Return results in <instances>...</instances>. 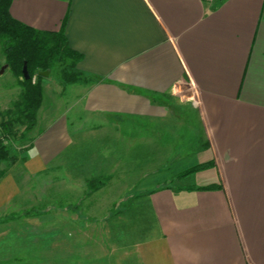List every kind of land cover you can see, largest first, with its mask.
<instances>
[{"label":"crops","instance_id":"1","mask_svg":"<svg viewBox=\"0 0 264 264\" xmlns=\"http://www.w3.org/2000/svg\"><path fill=\"white\" fill-rule=\"evenodd\" d=\"M7 11L37 31L63 25L82 56L77 69L99 79L74 84L72 106L34 137L18 174L47 170L80 140L76 133H107L132 117L138 155L157 165L147 174L169 172L183 159L187 165L169 175L165 190L140 192L152 194L151 233L138 220L133 231L113 214L97 220L67 206L76 218L42 232L56 238L57 264H95L89 245L95 250L98 224L109 264H264V0H12ZM182 114L191 123L178 138ZM17 195L8 172L0 178V210L11 212ZM32 209L38 214L4 215L0 225L44 214H11Z\"/></svg>","mask_w":264,"mask_h":264},{"label":"rangeland","instance_id":"2","mask_svg":"<svg viewBox=\"0 0 264 264\" xmlns=\"http://www.w3.org/2000/svg\"><path fill=\"white\" fill-rule=\"evenodd\" d=\"M1 68L3 70L0 73V121H4L16 116L13 105L19 99L21 88L4 64L0 51ZM40 85L42 99L33 127L29 131H24V125L14 126V141L8 147V155L15 162L5 161L0 164V170L4 175L10 172L20 188V195H17L12 203V211L0 210V218L30 208L43 210L44 214L19 218L11 225H0V264H57L59 260L56 238H47L42 232H47L45 224L50 225L52 221L76 218L67 206L77 205L81 214L89 218L104 220L113 217L118 221H125V226H129L128 228L133 231L137 230L138 220L146 233H151L154 217L148 197L152 194L147 196L140 192H147L151 188L155 189L154 195L165 190L161 187L166 182L169 185V175L184 170L187 165L183 159L171 165L169 172L147 174L157 165L144 164L145 158L138 155V127L135 117L128 118L126 123L116 121L119 125L107 133L103 130L76 133L80 140L76 139L78 141L74 142L75 145L70 147L62 158L51 163L47 170L34 176L18 174L23 172L22 159L28 153L34 137L45 124L56 120L70 108L74 99L72 90L75 85L61 82L55 71L41 77ZM179 118L180 125L175 128L178 138H183L185 125H190L191 119L185 114ZM148 127L146 130H153ZM154 130L158 132L157 129ZM163 132L161 130L157 134L162 136ZM142 174H145L144 178ZM91 179L96 180L101 186L98 191L87 194L86 184ZM115 203L121 206L118 207L120 209L118 213L116 208H113ZM47 207L52 209L45 213L44 209ZM56 208L60 211L58 212ZM114 230L120 231V227ZM105 231L106 229L98 224L95 250L94 242L89 245L96 252L95 264L112 263V260L105 259L106 250H110ZM78 262L88 264L87 259H80Z\"/></svg>","mask_w":264,"mask_h":264},{"label":"trees","instance_id":"3","mask_svg":"<svg viewBox=\"0 0 264 264\" xmlns=\"http://www.w3.org/2000/svg\"><path fill=\"white\" fill-rule=\"evenodd\" d=\"M12 0H0V51L4 64L21 88L18 101L13 105L15 117L0 121V164L15 162L8 155V147L14 141L13 128L16 124L24 125V131H29L40 107L42 92L39 72L55 71L64 84L95 83L99 79L87 75L77 69L82 56L73 51L64 36L63 25L59 31H37L13 20L8 15V6ZM25 63L28 79L21 74L22 64ZM196 166L178 176L182 179L186 174L200 170ZM4 173L0 170V178ZM96 180L87 182L88 194L100 188ZM38 214L35 210L24 211L18 215L11 214L3 220L27 217ZM2 222V220H0Z\"/></svg>","mask_w":264,"mask_h":264},{"label":"water","instance_id":"4","mask_svg":"<svg viewBox=\"0 0 264 264\" xmlns=\"http://www.w3.org/2000/svg\"><path fill=\"white\" fill-rule=\"evenodd\" d=\"M3 68L0 69V73L2 72ZM21 74L23 75L24 79H28V75L26 73L25 63L22 64ZM48 72H39L38 75L41 77L47 76Z\"/></svg>","mask_w":264,"mask_h":264},{"label":"built area","instance_id":"5","mask_svg":"<svg viewBox=\"0 0 264 264\" xmlns=\"http://www.w3.org/2000/svg\"><path fill=\"white\" fill-rule=\"evenodd\" d=\"M204 1H214V0H204Z\"/></svg>","mask_w":264,"mask_h":264}]
</instances>
